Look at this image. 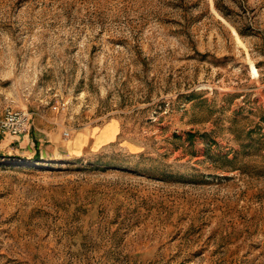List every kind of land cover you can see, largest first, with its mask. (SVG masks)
Masks as SVG:
<instances>
[{
    "label": "rangeland",
    "instance_id": "1",
    "mask_svg": "<svg viewBox=\"0 0 264 264\" xmlns=\"http://www.w3.org/2000/svg\"><path fill=\"white\" fill-rule=\"evenodd\" d=\"M10 108L0 264H264V0H0Z\"/></svg>",
    "mask_w": 264,
    "mask_h": 264
},
{
    "label": "built area",
    "instance_id": "2",
    "mask_svg": "<svg viewBox=\"0 0 264 264\" xmlns=\"http://www.w3.org/2000/svg\"><path fill=\"white\" fill-rule=\"evenodd\" d=\"M31 118V112L26 109L10 108L0 120V128L12 135L25 134L30 131Z\"/></svg>",
    "mask_w": 264,
    "mask_h": 264
},
{
    "label": "crops",
    "instance_id": "3",
    "mask_svg": "<svg viewBox=\"0 0 264 264\" xmlns=\"http://www.w3.org/2000/svg\"><path fill=\"white\" fill-rule=\"evenodd\" d=\"M8 135L5 137L4 141L2 142L1 146L9 145L12 141H19L20 146L23 148H28V152H36L37 150L34 148L35 142L32 141L31 135L29 133L20 134V135H12L10 133H7ZM66 145H68L70 148L71 146L68 142H65ZM66 145H63L62 142L58 143L57 146H52L50 148L51 151H54L56 153H62L65 152L69 147ZM70 150V149H69ZM24 152V150H22ZM26 152V151H25Z\"/></svg>",
    "mask_w": 264,
    "mask_h": 264
}]
</instances>
